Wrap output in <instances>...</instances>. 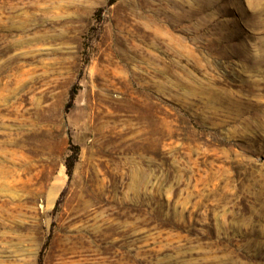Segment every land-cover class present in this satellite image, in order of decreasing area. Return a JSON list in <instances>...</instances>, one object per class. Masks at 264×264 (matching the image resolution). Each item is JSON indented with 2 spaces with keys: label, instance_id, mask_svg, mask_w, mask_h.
<instances>
[{
  "label": "rangeland",
  "instance_id": "1",
  "mask_svg": "<svg viewBox=\"0 0 264 264\" xmlns=\"http://www.w3.org/2000/svg\"><path fill=\"white\" fill-rule=\"evenodd\" d=\"M0 264H264V0H0Z\"/></svg>",
  "mask_w": 264,
  "mask_h": 264
}]
</instances>
